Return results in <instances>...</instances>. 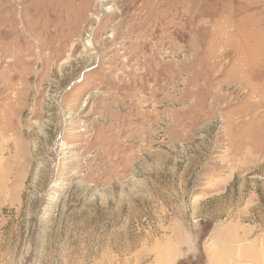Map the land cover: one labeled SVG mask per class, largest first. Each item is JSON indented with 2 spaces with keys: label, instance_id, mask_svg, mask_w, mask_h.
<instances>
[{
  "label": "rangeland",
  "instance_id": "rangeland-1",
  "mask_svg": "<svg viewBox=\"0 0 264 264\" xmlns=\"http://www.w3.org/2000/svg\"><path fill=\"white\" fill-rule=\"evenodd\" d=\"M218 237L264 264V0H0V264Z\"/></svg>",
  "mask_w": 264,
  "mask_h": 264
},
{
  "label": "crops",
  "instance_id": "crops-1",
  "mask_svg": "<svg viewBox=\"0 0 264 264\" xmlns=\"http://www.w3.org/2000/svg\"><path fill=\"white\" fill-rule=\"evenodd\" d=\"M217 240L223 242V245L221 246V251L217 252V249L213 250L211 255H208L209 259L207 260L206 264H253L254 263V258H252L254 254L252 248L253 243L250 244L251 246L250 248V246L246 244L245 247H243L242 245L244 244H242V242L241 244L237 245L240 241H236V240L227 241L222 237H218ZM236 248H238L237 251ZM231 250L232 252H230ZM206 251L209 252L208 249H206ZM237 254L239 256H236ZM245 254L246 257L244 256ZM242 256L244 257L242 258Z\"/></svg>",
  "mask_w": 264,
  "mask_h": 264
},
{
  "label": "bare ground",
  "instance_id": "bare-ground-1",
  "mask_svg": "<svg viewBox=\"0 0 264 264\" xmlns=\"http://www.w3.org/2000/svg\"><path fill=\"white\" fill-rule=\"evenodd\" d=\"M129 18V17H128ZM149 21V17L146 20L145 18L142 19L138 24L135 25V30H137L139 32V30H143L148 24ZM151 27V26H150ZM143 33H141L140 35H142ZM130 37V36H129Z\"/></svg>",
  "mask_w": 264,
  "mask_h": 264
}]
</instances>
